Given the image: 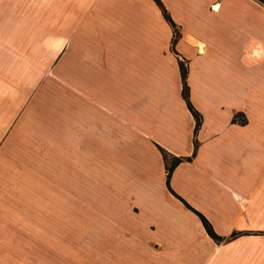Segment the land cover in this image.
<instances>
[{
  "label": "crops",
  "instance_id": "crops-1",
  "mask_svg": "<svg viewBox=\"0 0 264 264\" xmlns=\"http://www.w3.org/2000/svg\"><path fill=\"white\" fill-rule=\"evenodd\" d=\"M163 2L175 43L156 0H0V177L30 161L96 264H264V3Z\"/></svg>",
  "mask_w": 264,
  "mask_h": 264
},
{
  "label": "rangeland",
  "instance_id": "rangeland-1",
  "mask_svg": "<svg viewBox=\"0 0 264 264\" xmlns=\"http://www.w3.org/2000/svg\"><path fill=\"white\" fill-rule=\"evenodd\" d=\"M17 163L30 166L25 175ZM31 166L30 161H8L6 175L0 177V210L9 220L6 236L13 241L18 237L23 264H96V237L100 236H76L75 226L70 235L62 203L43 187L36 191L37 185H47V178L33 176Z\"/></svg>",
  "mask_w": 264,
  "mask_h": 264
},
{
  "label": "trees",
  "instance_id": "trees-1",
  "mask_svg": "<svg viewBox=\"0 0 264 264\" xmlns=\"http://www.w3.org/2000/svg\"><path fill=\"white\" fill-rule=\"evenodd\" d=\"M158 2V4L161 6V8L163 9V12L165 14V16L167 17V19L171 22V24L173 25V28H174V43L176 42L178 36L180 35V31L178 29V26L176 24V22L173 20L169 10L167 9V7L165 6L163 0H156ZM180 65H181V70H182V78H183V94H184V97L185 99L187 100V103L190 107V109L192 110V112L194 113L195 115V118H196V125H195V132L197 133L199 127L201 126L202 124V121H203V115L201 114V112L195 107V105L193 104L191 98H190V85L188 83V65L186 64V62L181 59L180 61ZM234 120H240L241 122H246L247 121V116L245 115V113L243 112H237L235 113L234 117H233ZM198 146H199V140L198 138H195V150H194V153L193 154H196L197 153V149H198ZM162 151H163V154H164V157L167 161V168H168V183L170 184V177H171V174L175 168V166L180 162L182 161L183 159H185L186 157L185 156H176V155H173L172 153H170L169 151H167L166 149H164L162 147ZM187 158H191V156H187ZM202 218H203V221L205 223V226L206 228L208 229V231L218 240H222L223 239V236L219 235L215 229L213 228V225L211 224V222L207 219V217L200 213ZM236 234V233H234Z\"/></svg>",
  "mask_w": 264,
  "mask_h": 264
}]
</instances>
